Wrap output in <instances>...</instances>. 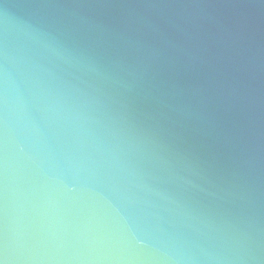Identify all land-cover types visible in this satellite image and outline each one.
<instances>
[{"label":"water","instance_id":"water-1","mask_svg":"<svg viewBox=\"0 0 264 264\" xmlns=\"http://www.w3.org/2000/svg\"><path fill=\"white\" fill-rule=\"evenodd\" d=\"M3 264H264V0H0Z\"/></svg>","mask_w":264,"mask_h":264},{"label":"snow or ice","instance_id":"snow-or-ice-1","mask_svg":"<svg viewBox=\"0 0 264 264\" xmlns=\"http://www.w3.org/2000/svg\"><path fill=\"white\" fill-rule=\"evenodd\" d=\"M0 264H3V261H0Z\"/></svg>","mask_w":264,"mask_h":264}]
</instances>
